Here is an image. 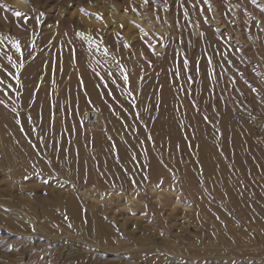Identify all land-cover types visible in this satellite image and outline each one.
<instances>
[{"label": "rangeland", "instance_id": "rangeland-1", "mask_svg": "<svg viewBox=\"0 0 264 264\" xmlns=\"http://www.w3.org/2000/svg\"><path fill=\"white\" fill-rule=\"evenodd\" d=\"M0 264H264V0H0Z\"/></svg>", "mask_w": 264, "mask_h": 264}, {"label": "bare ground", "instance_id": "bare-ground-1", "mask_svg": "<svg viewBox=\"0 0 264 264\" xmlns=\"http://www.w3.org/2000/svg\"><path fill=\"white\" fill-rule=\"evenodd\" d=\"M85 120L86 121L89 120L88 123H90V124H88V126L90 127V129L94 130L97 128L98 116L96 114L88 113ZM86 125H87V123H86Z\"/></svg>", "mask_w": 264, "mask_h": 264}, {"label": "snow or ice", "instance_id": "snow-or-ice-1", "mask_svg": "<svg viewBox=\"0 0 264 264\" xmlns=\"http://www.w3.org/2000/svg\"><path fill=\"white\" fill-rule=\"evenodd\" d=\"M81 12L83 13L84 10L81 9ZM85 14H87V13H85ZM16 15H17V16H20L21 14H20L19 12H17ZM78 35H82V34H79V33H78ZM17 51H19V46H18V45H17ZM125 78H126V77H125ZM161 183H162V182H161Z\"/></svg>", "mask_w": 264, "mask_h": 264}, {"label": "built area", "instance_id": "built-area-1", "mask_svg": "<svg viewBox=\"0 0 264 264\" xmlns=\"http://www.w3.org/2000/svg\"><path fill=\"white\" fill-rule=\"evenodd\" d=\"M88 121H89V120H87V121H86V123H87V126H88V124H90V123H88ZM88 127H89V126H88Z\"/></svg>", "mask_w": 264, "mask_h": 264}]
</instances>
